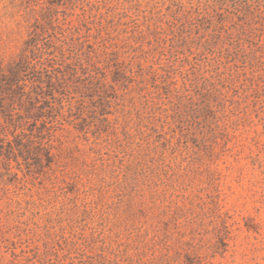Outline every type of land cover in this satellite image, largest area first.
Listing matches in <instances>:
<instances>
[{
	"label": "rangeland",
	"instance_id": "374dc122",
	"mask_svg": "<svg viewBox=\"0 0 264 264\" xmlns=\"http://www.w3.org/2000/svg\"><path fill=\"white\" fill-rule=\"evenodd\" d=\"M0 264H264V0H0Z\"/></svg>",
	"mask_w": 264,
	"mask_h": 264
},
{
	"label": "trees",
	"instance_id": "16d2710c",
	"mask_svg": "<svg viewBox=\"0 0 264 264\" xmlns=\"http://www.w3.org/2000/svg\"><path fill=\"white\" fill-rule=\"evenodd\" d=\"M93 15L97 16L98 21L101 22V19H109L108 17V13H103V12H97L94 13ZM84 25L86 26V23L84 21ZM253 30H257V27H253ZM33 45V48L30 49V53H32L33 55L36 56V51L39 50V56L42 57L44 53H47V51L45 50V48H49L50 46L45 43L43 46H38L37 43H33L31 44ZM93 46V45H91ZM124 46H129V44L127 45H123ZM130 48H132V45L129 46ZM36 50V51H35ZM252 55H255V51L254 49H252ZM85 55V61L86 63H88L89 65L84 66L85 68V72L87 73H101L102 76H106V71L105 69L111 70L112 73V81L114 84H118V85H122L123 87H126L125 81L129 78L128 76L125 75L126 72V67L124 65V61L120 60L119 55H120V47L117 44H103L102 46H98L97 48H93L92 51H81V55ZM62 55V53H61ZM56 56V55H55ZM53 60H56L55 58H53ZM78 61H81L80 56H78L77 58ZM27 61V55L25 54H21L20 58L18 60V62H16V65L11 67L10 69H12L13 71L15 70L16 72L20 70V68L23 66L24 63H26ZM49 61V58H47V62ZM59 60H56V62H58ZM92 65V66H90ZM137 70H134L133 67L131 66L129 68V71H131V75L136 73L142 74L144 72H147V68L143 67L141 62H137ZM11 71V70H10ZM166 71V69H165ZM172 70V66L171 64L168 65V70L167 73H171ZM14 75H8L5 74V83L6 84H11L15 79H17V75H15V72L13 73ZM156 75V74H153ZM165 74H163L164 77ZM219 73L216 70H212L210 71L209 76L206 78L205 82L203 84H201V88L203 89H209L214 87V82L212 81L216 76H218ZM186 78L188 80H190L192 82V78H190L188 76V73L186 75ZM57 79H59V77L57 76ZM195 83V82H194ZM114 84L112 87H114ZM211 85V86H210ZM18 93V92H15ZM23 95H25V100L27 102H29L30 104L33 102L34 99H37V95L38 93L35 90H29L27 91L25 94L23 93H19L18 94V101H20L23 97ZM60 108L63 107L62 103L59 104ZM61 115V118H55V121L59 123V126L63 125V120L62 119H66L64 116V113L59 112ZM101 114L105 113V110L102 109V112H100ZM64 117V118H63ZM105 118V117H104ZM62 128V127H61ZM79 130L84 131V126L79 124L77 127ZM13 149L12 145L9 144V151H11ZM8 156V154H7ZM50 156V155H49ZM10 157V156H9ZM8 158V157H7ZM9 159V158H8Z\"/></svg>",
	"mask_w": 264,
	"mask_h": 264
}]
</instances>
